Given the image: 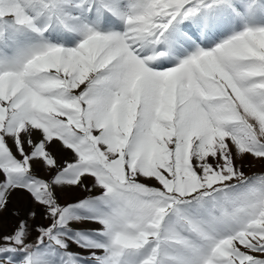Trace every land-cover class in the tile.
<instances>
[{
    "label": "snow or ice",
    "instance_id": "6c2138e0",
    "mask_svg": "<svg viewBox=\"0 0 264 264\" xmlns=\"http://www.w3.org/2000/svg\"><path fill=\"white\" fill-rule=\"evenodd\" d=\"M248 156L264 0H0V264H264Z\"/></svg>",
    "mask_w": 264,
    "mask_h": 264
},
{
    "label": "rangeland",
    "instance_id": "374dc122",
    "mask_svg": "<svg viewBox=\"0 0 264 264\" xmlns=\"http://www.w3.org/2000/svg\"><path fill=\"white\" fill-rule=\"evenodd\" d=\"M55 150V149H54ZM58 157L62 160L65 154L58 153ZM243 171L245 175L251 176L253 174L264 173V160L254 159L251 156L246 157L243 160ZM35 172L39 176H46L47 172L40 165L35 166ZM87 183H91V181H87ZM60 196V202L65 203L76 199L79 196H82L83 193L77 190H68L66 192L58 193ZM9 208L13 210V212H2L0 213V229L4 232H9L15 226V223L19 219V216L14 214L15 209L21 210H33L35 209L37 212V216L35 219L29 218L30 224H47L48 221L42 219L40 216L41 209L35 204H33L30 200H27L25 197H13L12 203H10Z\"/></svg>",
    "mask_w": 264,
    "mask_h": 264
},
{
    "label": "bare ground",
    "instance_id": "6f19581e",
    "mask_svg": "<svg viewBox=\"0 0 264 264\" xmlns=\"http://www.w3.org/2000/svg\"><path fill=\"white\" fill-rule=\"evenodd\" d=\"M60 154V153H59ZM61 157H64V156H61Z\"/></svg>",
    "mask_w": 264,
    "mask_h": 264
}]
</instances>
